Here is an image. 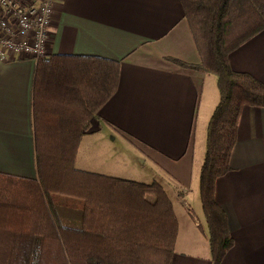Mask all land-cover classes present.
Listing matches in <instances>:
<instances>
[{"label": "crops", "instance_id": "1", "mask_svg": "<svg viewBox=\"0 0 264 264\" xmlns=\"http://www.w3.org/2000/svg\"><path fill=\"white\" fill-rule=\"evenodd\" d=\"M48 51L119 62L117 89L91 119L75 166L157 181L178 223L171 264H211L206 227L200 222V231L187 208L192 202L201 210L202 162L196 170L195 151L204 155L206 127L219 92L215 76L172 61L199 63L180 1L57 0ZM228 61L233 70L264 83V29L232 50ZM35 66L32 58L0 60V173L37 178ZM214 197L233 239L219 264H264V107L241 109L229 170L216 180ZM60 210L72 216L73 211Z\"/></svg>", "mask_w": 264, "mask_h": 264}, {"label": "trees", "instance_id": "2", "mask_svg": "<svg viewBox=\"0 0 264 264\" xmlns=\"http://www.w3.org/2000/svg\"><path fill=\"white\" fill-rule=\"evenodd\" d=\"M198 64L219 92L206 127L199 198L211 264L232 246L214 197L229 170L244 106L264 107V83L230 67L229 53L264 29V0H179ZM117 60L47 54L36 61L32 121L37 178L0 173V264H171L178 223L170 198L150 183L75 166L90 121L115 93ZM78 210L69 219L60 208Z\"/></svg>", "mask_w": 264, "mask_h": 264}, {"label": "built area", "instance_id": "3", "mask_svg": "<svg viewBox=\"0 0 264 264\" xmlns=\"http://www.w3.org/2000/svg\"><path fill=\"white\" fill-rule=\"evenodd\" d=\"M57 0H0V60L49 54V26Z\"/></svg>", "mask_w": 264, "mask_h": 264}, {"label": "rangeland", "instance_id": "4", "mask_svg": "<svg viewBox=\"0 0 264 264\" xmlns=\"http://www.w3.org/2000/svg\"><path fill=\"white\" fill-rule=\"evenodd\" d=\"M176 64V63H175ZM114 142V141H113ZM115 144H117V143H114V145ZM200 151V152H199ZM199 151H195V168H196V170H198V168H199V164L201 163V162H203L202 161V159L204 158L203 156V153H202V151L201 150H199ZM79 159H80V156H79ZM119 178V177H118ZM124 179H126V178H124ZM145 183V182H144ZM149 183H150V181H149ZM169 192L172 194V191L169 189ZM60 209H65V210H69V211H73L72 213H71V217H69V216H65V217H67V218H69V219H78L79 217H80V212L77 210V211H74L73 209H70V208H60ZM188 212L190 213V215H189V217H190V221L193 223V224H197V225H195V226H199L200 225V222L205 226V221L203 220V215H202V212H201V210L199 209V208H197V206L196 207H194V205H193V203L191 202V205L190 206H188ZM60 212H61V210H60ZM62 213V212H61ZM63 214V213H62ZM179 218H180V215H179ZM200 228V229H199ZM199 228H195V229H192L193 231H198V229L201 231L202 230V227L201 226H199Z\"/></svg>", "mask_w": 264, "mask_h": 264}]
</instances>
